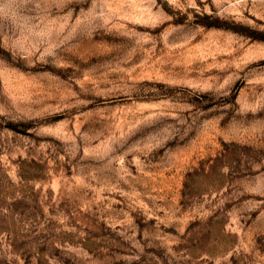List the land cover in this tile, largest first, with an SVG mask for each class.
<instances>
[{
  "label": "rangeland",
  "instance_id": "1",
  "mask_svg": "<svg viewBox=\"0 0 264 264\" xmlns=\"http://www.w3.org/2000/svg\"><path fill=\"white\" fill-rule=\"evenodd\" d=\"M0 264H264V0H0Z\"/></svg>",
  "mask_w": 264,
  "mask_h": 264
}]
</instances>
